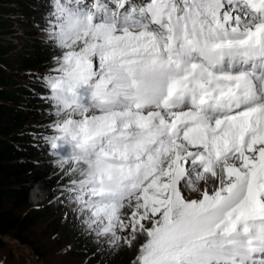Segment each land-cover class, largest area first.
Returning a JSON list of instances; mask_svg holds the SVG:
<instances>
[{"label": "snow or ice", "instance_id": "1", "mask_svg": "<svg viewBox=\"0 0 264 264\" xmlns=\"http://www.w3.org/2000/svg\"><path fill=\"white\" fill-rule=\"evenodd\" d=\"M54 17L46 139L81 222L142 238L134 264H264V0H55Z\"/></svg>", "mask_w": 264, "mask_h": 264}, {"label": "trees", "instance_id": "2", "mask_svg": "<svg viewBox=\"0 0 264 264\" xmlns=\"http://www.w3.org/2000/svg\"><path fill=\"white\" fill-rule=\"evenodd\" d=\"M42 12L39 0H0V237L13 236L30 248L35 247L28 238L31 230L42 219L56 216L52 190L71 179L59 169L47 139L33 131L54 119L50 91L38 72L50 71L60 55L48 37L40 36L48 33L50 26L42 24L50 21H30ZM16 24L40 27L41 33L35 30L26 38L18 37ZM11 35L21 40L20 50L8 39ZM36 202L38 207H34ZM130 261L123 250L108 264Z\"/></svg>", "mask_w": 264, "mask_h": 264}, {"label": "rangeland", "instance_id": "3", "mask_svg": "<svg viewBox=\"0 0 264 264\" xmlns=\"http://www.w3.org/2000/svg\"><path fill=\"white\" fill-rule=\"evenodd\" d=\"M21 9L19 7V10ZM44 13V16L36 14L30 21L34 24H42L48 20L50 23L42 25L43 27L50 26L55 17L46 10ZM20 18L29 21L28 18ZM14 30L16 31L14 34L22 38L30 36V33L35 30L41 33L40 27L32 28L25 24H16ZM40 36L48 37V33L43 32ZM8 39L13 40L18 50L21 49L20 39H15L12 35ZM38 73L39 77L46 78L50 71ZM51 123H43L38 128L34 127L33 131L40 133L42 138H46L50 134L49 125ZM58 167L61 170L60 165ZM60 183L52 190L54 195L51 203L54 204L56 216L42 219L28 236L35 247L30 248L23 245L13 236L0 237V264H108L116 252L123 250L131 259L130 264H134L142 238H138L133 241L132 246H128L121 240L111 242L110 237L97 236L89 231L81 222L79 214L73 211L74 205L64 198L68 195L66 192L68 184H63L62 181ZM197 195V193L190 194L191 198H196ZM50 196L51 194L48 195ZM38 206L36 202L34 207ZM28 211L29 209H26L23 213Z\"/></svg>", "mask_w": 264, "mask_h": 264}]
</instances>
